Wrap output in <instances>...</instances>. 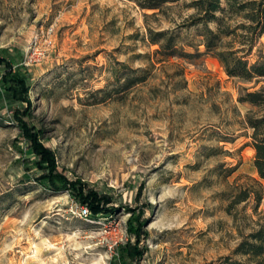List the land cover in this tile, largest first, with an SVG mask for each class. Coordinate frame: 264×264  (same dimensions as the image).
I'll list each match as a JSON object with an SVG mask.
<instances>
[{
  "label": "rangeland",
  "instance_id": "374dc122",
  "mask_svg": "<svg viewBox=\"0 0 264 264\" xmlns=\"http://www.w3.org/2000/svg\"><path fill=\"white\" fill-rule=\"evenodd\" d=\"M193 1L0 0V264L246 259L264 223L247 115L264 107L238 98L264 78L227 73ZM149 29L180 33L181 54Z\"/></svg>",
  "mask_w": 264,
  "mask_h": 264
},
{
  "label": "trees",
  "instance_id": "16d2710c",
  "mask_svg": "<svg viewBox=\"0 0 264 264\" xmlns=\"http://www.w3.org/2000/svg\"><path fill=\"white\" fill-rule=\"evenodd\" d=\"M135 1L142 8L160 10L171 0ZM192 5L199 16L190 25H202V43L219 58L227 73L243 81L264 78V54L252 63L247 58L264 33V0H194ZM148 32L149 42L158 45L155 53L165 57L181 54L182 51L177 45L180 33L169 29H149ZM236 42L240 47L233 46ZM137 71L139 73L128 77L127 86L146 79L144 69ZM238 99L240 102L264 107V87L251 91L245 89ZM247 123L252 128L254 165L259 176L264 179V113L248 114ZM130 252L136 250L131 248ZM237 253L246 259L231 261L228 264H264V223L247 235L237 247Z\"/></svg>",
  "mask_w": 264,
  "mask_h": 264
}]
</instances>
